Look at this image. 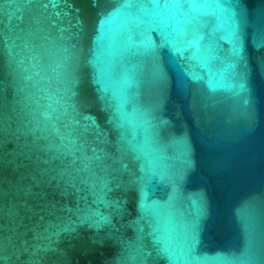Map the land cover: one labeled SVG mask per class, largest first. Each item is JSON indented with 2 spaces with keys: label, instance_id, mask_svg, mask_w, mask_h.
<instances>
[{
  "label": "water",
  "instance_id": "95a60500",
  "mask_svg": "<svg viewBox=\"0 0 264 264\" xmlns=\"http://www.w3.org/2000/svg\"><path fill=\"white\" fill-rule=\"evenodd\" d=\"M0 264H264V0H0Z\"/></svg>",
  "mask_w": 264,
  "mask_h": 264
}]
</instances>
